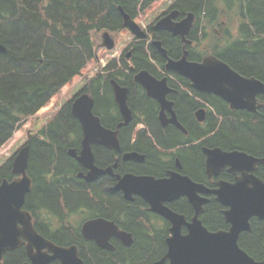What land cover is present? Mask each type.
I'll return each mask as SVG.
<instances>
[{"label":"trees","instance_id":"obj_1","mask_svg":"<svg viewBox=\"0 0 264 264\" xmlns=\"http://www.w3.org/2000/svg\"><path fill=\"white\" fill-rule=\"evenodd\" d=\"M162 1L165 0H0V42L6 47L5 52H0V151L21 132L23 125H27L25 132L31 129L38 121V114L51 109L63 93L85 76L95 62L96 33L127 31L120 7L138 21L142 12L155 4L160 5ZM172 8L179 9L181 15L195 12L197 19L192 33L195 35L198 28L206 23L222 26L221 13L236 12L239 25L235 39L216 54L228 60L241 73L253 74L264 81V0H175L168 10ZM151 27V35L162 41L168 55L180 58L183 54L180 37ZM195 35L188 38L193 40ZM187 48L192 60L206 54L205 48L195 47L197 54L189 45ZM129 50V59L124 55L120 66L111 61L108 72L87 79L82 88V91L93 95L94 111L108 127H115L122 117L111 79H116L128 89V104L135 117L140 119H133L121 129L124 134L120 133L119 138L123 146L125 143L141 151L147 150L151 155L155 142L164 146L182 144L179 145L180 154L187 170L197 176L201 175L203 155L199 148L202 144L238 147L264 155V107L258 112H245L230 109L224 100L215 95L203 93L199 95L203 99L189 97L184 93L199 91L191 86L186 77L166 70V58L151 42L136 40ZM141 70H148L156 77L166 76L170 86L182 92L180 97H175V109L188 130L187 134L172 126L173 130L168 129L170 137L165 136L156 117L157 101L148 97L134 79ZM210 99L214 105L207 102ZM71 103L67 102L56 117L27 141V172L33 180V187L26 196L24 207L31 213L34 212L32 200L36 195L40 210L50 204L58 205L59 198L64 195L62 191L73 203L87 199L86 188H83L86 185L76 174L80 169L79 163L68 154L70 147L79 148L77 142L81 136V124L72 114ZM203 106L208 107V117L199 122L195 112ZM148 126L153 131L151 135L146 130ZM191 139L200 142L190 144ZM13 159L14 156L8 158L0 166V183L5 178H14ZM108 160L103 158L100 163ZM156 165L154 162L145 167L153 170ZM261 172L264 177V171ZM57 181L62 182L56 184ZM98 193L103 199L119 198L112 193ZM116 205L120 208V200ZM114 207L111 205L104 210ZM145 217V212L140 211L138 206L130 209L129 228L136 234L134 244L129 248L118 245L116 252L93 246L98 263L149 264L154 261L164 249V242L161 237L147 234ZM257 222V227L244 235L242 243L253 255L260 256L264 222ZM27 259L25 247H21L6 252L4 262L22 264Z\"/></svg>","mask_w":264,"mask_h":264},{"label":"water","instance_id":"obj_2","mask_svg":"<svg viewBox=\"0 0 264 264\" xmlns=\"http://www.w3.org/2000/svg\"><path fill=\"white\" fill-rule=\"evenodd\" d=\"M120 10L124 17V26L134 35L146 38L147 33L138 23L122 8ZM178 14V10L172 11L160 18L154 27L170 31L175 36L180 35L184 43H191L186 36L193 26L195 15L190 12L182 20L174 21ZM102 39L101 46L108 49L114 47L115 41L109 32H104ZM152 44L167 58L166 68L189 78L197 90L220 96L229 102L232 109L255 111L260 106L257 95L264 93V82L261 79L241 74L215 55H207L201 61H193L188 59L189 51L184 48L182 57L173 59L168 57V50L163 47L160 40H154ZM5 51V45L0 42V52ZM135 79L144 86L150 97L161 104V123L165 125L172 122L186 132L173 109V102L166 97L172 90L167 84V78L158 79L149 71L142 70L135 75ZM111 83L123 117L117 129H110L102 124L100 117L93 110L95 99L88 93L78 96L71 107L72 114L82 125L84 137L80 153L78 154L76 148H70L69 153L88 169L86 174L79 173V176H84L88 181L94 180L98 174L105 173L106 170H111L110 167L101 169L95 164L92 144L98 143L120 149L119 128L127 125L133 116L128 104V89L115 79H112ZM165 110L172 113L170 118H167ZM205 112V108L196 112L199 121L205 119ZM204 150L210 174L211 172L217 174L226 165H230L233 170L246 171L234 183L221 181L220 187L213 190L223 204L229 205V209L224 211L227 222L231 224L229 231L212 232L202 224L199 215L203 211L205 200L199 193L209 189L187 175L173 172L169 178L132 174L118 176L117 189H122L127 197L132 193L141 195L150 204L152 211L165 215L174 224L173 235L168 239L166 256L153 264H164L167 259L170 260V264H264V258L255 260L238 244L240 233L250 229V219L253 216L264 220V180L254 174L257 165L264 164V157H254L239 150L224 151L221 148L207 147ZM137 154L127 153L124 158L141 159ZM28 159L29 145H25L15 155L12 163V172L18 176L12 180L4 179L0 184V264H5L4 255L7 251L23 245L29 258V262L23 264H49L52 258L57 257L65 260L64 264H83L79 259L77 246L63 247L46 239L38 233L31 213L24 208L26 196L32 188V179L27 173ZM179 195H188L196 209L193 222L187 223L190 231L186 235L180 232L181 223L185 222L184 216L171 211L163 204L164 200ZM94 228H97V234L91 237L105 247L113 249L104 231L114 233L126 245H131L133 241L131 233L121 230L113 221L101 218L88 221L84 225V229H91L92 232ZM48 250L53 254H49Z\"/></svg>","mask_w":264,"mask_h":264},{"label":"flooded vegetation","instance_id":"obj_3","mask_svg":"<svg viewBox=\"0 0 264 264\" xmlns=\"http://www.w3.org/2000/svg\"><path fill=\"white\" fill-rule=\"evenodd\" d=\"M168 10H164L162 14H160V18L163 16H166L169 14ZM185 15H181V12L176 16L175 20L179 21L183 19ZM159 18V19H160ZM157 19V18H156ZM196 19L197 16L195 14L194 16V25L191 28L190 32L187 34V37L193 36L195 34V25H196ZM223 25H225V21H222ZM152 25L153 30L157 31H164L167 34H170L173 36V34L170 31L167 30H158L155 29L154 25ZM150 25V26H151ZM149 26V27H150ZM224 27L222 26L220 28L214 27V31L217 33L218 36V45L217 48H220L223 50V47L229 45L232 43L233 40V34L231 33V30L227 28V39L226 36H224ZM207 29H199L196 32L195 37L193 38L192 43L189 45L193 52L197 54V50L194 49L197 47V49H202L205 48L203 41L205 40L206 37V31ZM201 33H204L203 37H200ZM224 36L225 41L224 43H221V39ZM180 37V36H177ZM181 41L182 38L180 37ZM192 40V39H191ZM230 42V43H228ZM228 43V44H226ZM200 45V47L198 46ZM201 54V53H200ZM218 55V54H217ZM203 57L195 60H202ZM225 60V59H223ZM228 62V60H225ZM230 64V62H228ZM231 65V64H230ZM246 76H254L253 74H247ZM178 80V79H177ZM169 81V80H168ZM192 86V85H191ZM193 87V86H192ZM194 88V87H193ZM196 91H198L196 88H194ZM205 92H195L190 90L189 93H184L185 95H189V97H200L201 99L202 96H199ZM209 95H215L214 93H205ZM182 95V92L175 88L174 90L168 92L167 97L170 101L173 102V109L177 114L178 119L180 118L176 109H175V97H180ZM174 96V97H173ZM217 96V95H215ZM218 97V96H217ZM212 98V97H211ZM221 98V97H219ZM222 99V98H221ZM224 100V99H222ZM230 109L229 102L224 100ZM257 101L259 103V107L255 111H251L249 109H232V110H242L245 112H258L260 108L264 107V93H260L257 95ZM208 103L213 102L211 99L207 101ZM158 108L155 109L156 112V117L159 122L160 127L162 128L163 133L165 134L166 137H170L168 129H172V126L177 127L179 130H181L176 124L172 122H167L165 125L161 123L160 120V111H161V104L157 102ZM207 104V103H206ZM214 105L213 103H211ZM205 106L201 107L204 108ZM200 109V108H199ZM198 110V109H197ZM196 110V112H197ZM205 119L208 117V107H205ZM133 112V111H132ZM167 118H170L172 116V113L168 110H165ZM195 112V117L196 116ZM214 116V113H212ZM57 115V114H56ZM53 116L54 117H56ZM51 118V119H53ZM139 120V117H135V114L133 112L132 120ZM123 120V117H121V121ZM198 120V118H197ZM120 121V122H121ZM130 121V122H131ZM130 122L127 124L129 125ZM142 122V121H141ZM200 122V121H199ZM48 122L43 123L42 121H39L33 125V128L29 129L27 132H30V138L33 135H37V132L39 129L42 128L44 124H47ZM119 123V122H118ZM117 123V124H118ZM105 125V124H104ZM127 125H123L118 132V138L120 137V133L122 134L121 129ZM106 126V125H105ZM110 129H116L117 125L115 127H108ZM168 127V128H167ZM148 134H153V131L151 127L148 126ZM182 131V130H181ZM184 131V130H183ZM185 132V131H184ZM185 133H188L185 132ZM124 134V133H123ZM122 134V135H123ZM83 130L81 127V136L79 135L78 138V151L80 152L82 149V141H83ZM192 140V139H191ZM189 140H186L187 142ZM120 142V149H117L116 147H107L103 144H92V150L95 155V164L101 168V169H106L108 167L111 168L110 171L106 170L105 173L98 174L97 177L92 180L88 181L84 176H79L80 172H83L86 174L88 172V169L83 167L79 162V167L80 169L78 170L77 177L79 180H83L84 184L86 185L85 191L87 194V199L85 201H81L79 203H73L67 199V195H65L64 191L63 196L59 198V204L58 205H52L50 204L48 208L40 210L38 208V203L36 201L39 199V197L36 195L33 200L32 204L34 207V212L32 213L33 215V224L36 230L43 235L46 239L49 241L63 247H71V246H77L78 249V255L79 259L82 261L83 264H99L97 260V256L92 250V247H98L101 249H104L106 251L110 252H116V249L120 247H131L136 239V234L134 231H132L129 226V210L132 209L134 206H138V209L142 212H145L146 217L144 220L147 221V224L145 226L146 231L148 232L147 234L151 237H161L164 242V249L161 251V253L157 256V258L150 262L149 264H153L156 261L161 260L164 258L168 252V239L173 235L172 231V226L174 225L172 220L167 218L163 214L156 213L150 209V204L139 194L137 193H132L130 197H127L125 192L122 189H117V184L119 183V177H123L124 175L127 174H132L136 176H153L156 178H169L171 177V173H179L181 175H187L189 176L192 180L203 183L209 191L205 192H200L199 195L204 199L203 203V211L200 213L199 218L201 219L202 224L207 227L209 231L212 232H217V231H229L231 228V224L227 222L225 218L224 211L229 209V205L223 204L219 199L217 194L213 191L217 189L219 186V182L221 181H226L230 183H234L238 177H241L243 173L246 171L243 169H236L233 170V168L230 165L224 166L217 174L214 172H211V174L207 170V154L205 153L204 148H221L224 151H233V150H239V151H244L254 157L262 158L263 156L253 154L252 152H249L248 150L238 148V147H226L220 144H202L200 145V151L203 155L202 158V165L201 167V173L200 176L193 175L187 170V166L180 154V146L182 144H176V145H167L164 146L163 143H153L152 149L153 154H148L147 150L141 151L139 148H134L130 147L129 145H122L121 139L119 138ZM190 144L197 145L200 141L196 139L195 141H189ZM178 143H181L180 141ZM180 145V146H179ZM136 152L138 153L137 155L140 156L141 159H138L136 157H129V158H124L125 154L127 153H133ZM69 154V153H68ZM71 156V155H70ZM103 158L109 159L106 163H100ZM76 160V159H75ZM77 161V160H76ZM154 162L157 164L155 167L156 169L151 170L149 167H145L147 164H154ZM144 167H141L143 166ZM264 171V164H259L257 165L254 174L260 177L261 179L264 180V177L262 176V172ZM199 177V179H198ZM54 181V180H53ZM62 181H57V183H60ZM65 189V187H63ZM98 192L101 193H112L114 196H119V198H111V199H103ZM171 196V194H169ZM118 200L121 202L120 208H117L116 203H118ZM110 203H115L111 204L113 205L114 208L112 210H104V208L108 209V207H111ZM164 206L169 208L171 211L184 216L185 222L181 223V228L180 232L182 235H186L189 233L190 229L188 227L187 223H192L194 216L196 215V209L194 204L190 201V198L188 195H179L177 197L172 196L169 199H166L163 201ZM105 219L107 221H113L115 224L119 226L121 230L127 231L131 233L132 235V243L131 245H126L123 240L116 236L114 233L110 231H104L107 235L109 243L113 246V249L105 247L103 245H100L93 237L92 235L97 234V228H94L93 232L91 229H84V225L88 221H92L95 219ZM257 218V219H256ZM258 221L264 222V220L259 219L256 216H253L250 219V229L248 230H243L238 238V244L240 248L244 249L250 256H252L255 260H262L264 258V231L262 233V248H261V254L260 256H255L253 255L250 250L245 248L242 243V239L244 235L248 232H250L253 228L255 229L257 227ZM119 245V246H118ZM25 247V245H23ZM118 247V248H117ZM21 248V247H20ZM49 254H53L51 250H48ZM27 254V253H26ZM28 258V255H27ZM29 262V258L25 261ZM23 262V263H25ZM65 260H62L61 258H52L49 261V264H64ZM79 260H77V263ZM164 264H170V260L167 259Z\"/></svg>","mask_w":264,"mask_h":264},{"label":"rangeland","instance_id":"obj_4","mask_svg":"<svg viewBox=\"0 0 264 264\" xmlns=\"http://www.w3.org/2000/svg\"><path fill=\"white\" fill-rule=\"evenodd\" d=\"M172 2V0H165L162 1L160 3V5L155 4L153 5L151 8L147 9L146 11L142 12L141 15L143 18H145V22L148 25L149 23H151L155 18H157L160 14H162V12L164 10L167 9L168 4H170ZM236 12H232V13H221L220 15V22L225 21V27H224V36H226L227 33V28H229L232 32H235V30L237 29L238 25H239V21H237V17H236ZM206 27L204 28L207 29L206 32V37L205 40L203 41L204 47H205V53L209 54V53H216L217 51H220V48H217V45L219 43L218 41V36L217 33L214 31V27H218L220 28V24H214V25H209L208 23H206ZM102 36V31L99 33L95 34V40L97 42V44L100 43V39ZM129 36V35H128ZM224 36L222 37V39L220 40L221 43H224L227 39L226 36V40L224 38ZM114 37H116V41L118 43L117 45V52L118 51H122L125 48V44L127 42V39L123 40L125 37L121 36V34L116 33L114 35ZM123 38V39H122ZM229 41V40H228ZM227 42V41H226ZM230 43V42H228ZM226 43V44H228ZM98 46V45H97ZM85 80H81L80 82H78L76 85L71 86L61 97L62 99L60 100L59 104L57 106H64L72 97H74L79 90L82 88V86L84 85ZM60 97V98H61ZM57 111L56 109H52L49 112V115H53L55 114ZM45 117V116H44ZM44 117H41L40 120L45 123L47 122L48 119H45ZM39 120V121H40ZM27 125H23V129L21 130V132L18 135H15L11 141H9L7 143V147H4L3 150L0 151V166L10 157H13L27 142L28 140V135L25 132ZM25 132V133H24ZM37 131H35L36 133ZM16 134V133H15ZM22 134V135H21ZM21 135V136H20Z\"/></svg>","mask_w":264,"mask_h":264}]
</instances>
